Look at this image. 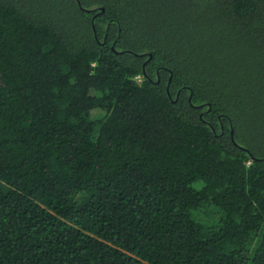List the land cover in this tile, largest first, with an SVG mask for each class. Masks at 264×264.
<instances>
[{
    "label": "trees",
    "instance_id": "obj_1",
    "mask_svg": "<svg viewBox=\"0 0 264 264\" xmlns=\"http://www.w3.org/2000/svg\"><path fill=\"white\" fill-rule=\"evenodd\" d=\"M0 264H264V0H0Z\"/></svg>",
    "mask_w": 264,
    "mask_h": 264
},
{
    "label": "rangeland",
    "instance_id": "obj_2",
    "mask_svg": "<svg viewBox=\"0 0 264 264\" xmlns=\"http://www.w3.org/2000/svg\"><path fill=\"white\" fill-rule=\"evenodd\" d=\"M139 79V78H138ZM98 113H101V111H99V110H97V109H95V110H93L92 111V115L94 116V115H97Z\"/></svg>",
    "mask_w": 264,
    "mask_h": 264
}]
</instances>
